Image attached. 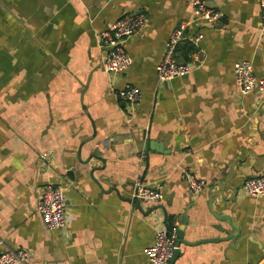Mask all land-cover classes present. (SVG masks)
Masks as SVG:
<instances>
[{
	"label": "crops",
	"instance_id": "obj_1",
	"mask_svg": "<svg viewBox=\"0 0 264 264\" xmlns=\"http://www.w3.org/2000/svg\"><path fill=\"white\" fill-rule=\"evenodd\" d=\"M261 1L210 0L221 14L213 24L195 22L194 0H0V254L148 264L167 215L192 243L175 264H264V196L244 191L264 176V93L243 95L235 75L247 61L262 76ZM141 13L146 28L125 43L132 65L107 73L99 35ZM187 23L177 59L200 51L204 63L161 82L167 43ZM127 85L142 92L138 104L120 97ZM187 173L206 191L194 195ZM137 180L161 202L135 200ZM47 185L66 193L62 230H48L38 212ZM223 217L240 230L235 244L213 240L235 234Z\"/></svg>",
	"mask_w": 264,
	"mask_h": 264
},
{
	"label": "built area",
	"instance_id": "obj_2",
	"mask_svg": "<svg viewBox=\"0 0 264 264\" xmlns=\"http://www.w3.org/2000/svg\"><path fill=\"white\" fill-rule=\"evenodd\" d=\"M209 1L194 0L195 22L203 21L216 24L220 21V12L211 9L207 4ZM261 8L262 31L264 32V0L261 1ZM190 23L182 25L175 30L167 43L165 55L157 66V73L161 82L185 77L204 63L200 51L193 54L190 62L180 63L177 59V51L180 44L188 39L186 32ZM146 25L147 16L145 14L127 15L99 35V44L104 50V67L107 73L116 75L130 68L133 59L127 52L125 43L128 39L143 31ZM201 39L202 36H199L192 42L199 48ZM235 75L236 83L243 95H248L254 91L264 93V70L262 76L258 77L254 73L252 63L245 61L236 65ZM120 97L129 105H135L141 101L142 92L136 87L127 85L120 92ZM186 182L191 192L196 196L205 192L208 186L206 181L199 179L192 173L186 174ZM244 191L250 197L258 198L264 196V176L246 180ZM133 198L158 204L163 199V195L160 191L146 185L141 180H137ZM67 204V196L62 187L55 185L44 187L37 209L48 230L57 231L66 227ZM177 240L176 230L173 229V232L168 234L165 221L163 220L160 223V227L156 230L154 244L146 250L148 264H171ZM30 256V252L26 250H8L0 254V264H27Z\"/></svg>",
	"mask_w": 264,
	"mask_h": 264
},
{
	"label": "water",
	"instance_id": "obj_3",
	"mask_svg": "<svg viewBox=\"0 0 264 264\" xmlns=\"http://www.w3.org/2000/svg\"><path fill=\"white\" fill-rule=\"evenodd\" d=\"M161 147H162V145H161ZM157 150L160 151L158 149V147H157ZM137 206H139V208H140V204H138ZM156 210L157 209H151L148 214L150 215L151 213H153ZM223 220L228 221L229 225L231 226V229L235 232V234L234 235H230V236H228L226 238H217V239H213V240H219V241L225 240V241H230L233 244H235V242H237V240L239 239L240 230L233 224L231 218L223 217ZM165 224H166V227H167V230H168V234L172 233L173 232V228L169 224L167 215L165 217ZM177 237H178V240H177V244H176V250H175L174 257H173V259L171 261V264H175L176 260L178 259L179 255H180V246L182 244H184V245L192 244V243H189L188 241H185L184 232L180 228L177 230Z\"/></svg>",
	"mask_w": 264,
	"mask_h": 264
},
{
	"label": "trees",
	"instance_id": "obj_4",
	"mask_svg": "<svg viewBox=\"0 0 264 264\" xmlns=\"http://www.w3.org/2000/svg\"><path fill=\"white\" fill-rule=\"evenodd\" d=\"M191 52H192V50H191Z\"/></svg>",
	"mask_w": 264,
	"mask_h": 264
}]
</instances>
